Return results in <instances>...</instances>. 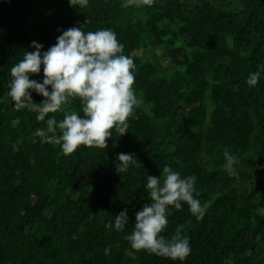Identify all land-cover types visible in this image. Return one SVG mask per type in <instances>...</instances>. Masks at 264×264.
Wrapping results in <instances>:
<instances>
[{"label":"trees","instance_id":"obj_1","mask_svg":"<svg viewBox=\"0 0 264 264\" xmlns=\"http://www.w3.org/2000/svg\"><path fill=\"white\" fill-rule=\"evenodd\" d=\"M127 2L0 0V264H264V0ZM70 27L116 33L143 105L106 149L65 155L34 135L46 121L17 110L8 83L33 41L47 51ZM29 78L42 83V67ZM31 98L43 100L35 91ZM69 107L83 116L79 99ZM225 150L238 160L236 176L224 169ZM121 153L137 161L118 174ZM165 166L194 175L197 198L209 204L201 220L186 204L168 209L162 235L183 226L184 261L125 239L151 202L147 177ZM125 210L129 222L118 231L115 216Z\"/></svg>","mask_w":264,"mask_h":264},{"label":"clouds","instance_id":"obj_2","mask_svg":"<svg viewBox=\"0 0 264 264\" xmlns=\"http://www.w3.org/2000/svg\"><path fill=\"white\" fill-rule=\"evenodd\" d=\"M153 3L154 0H128L123 6H151ZM69 4L86 7L88 0H69ZM31 46L35 51H25L23 59L10 70L8 96L17 110L26 108L37 114V121H46V128L37 129L35 136L45 143L60 145L65 155H71L81 146L106 149L113 130L119 136L128 132V121L143 105V100L134 87V60L123 54V45L114 31L84 32L81 27H70L47 51L41 52L43 46L35 41ZM41 67L42 83L30 79L31 75L40 73ZM259 77V72L252 73L246 83L254 87ZM31 91L41 95L42 102H34ZM75 99L81 103L83 116L69 107ZM56 113H63L59 122ZM49 114L53 115L49 117ZM117 160L118 174L127 172L137 161L134 154L124 153L119 154ZM224 160L225 171L236 176L237 158L225 150ZM195 183L194 175L182 177L169 166H165L158 177H147L146 189L151 202L135 213L134 228L125 236L134 250L172 261H184L190 255L189 238L182 234V225L177 226L170 238L162 233L169 224L170 206L179 210L186 204L192 216L203 219L209 204H201ZM128 222L127 211H121L115 216V229L123 230Z\"/></svg>","mask_w":264,"mask_h":264},{"label":"rangeland","instance_id":"obj_3","mask_svg":"<svg viewBox=\"0 0 264 264\" xmlns=\"http://www.w3.org/2000/svg\"><path fill=\"white\" fill-rule=\"evenodd\" d=\"M217 1H220V0H217Z\"/></svg>","mask_w":264,"mask_h":264}]
</instances>
